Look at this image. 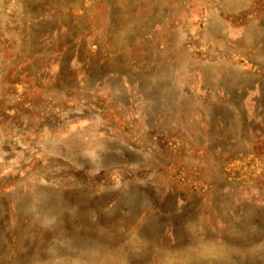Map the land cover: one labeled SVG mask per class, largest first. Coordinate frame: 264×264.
Returning a JSON list of instances; mask_svg holds the SVG:
<instances>
[{
  "label": "rangeland",
  "instance_id": "374dc122",
  "mask_svg": "<svg viewBox=\"0 0 264 264\" xmlns=\"http://www.w3.org/2000/svg\"><path fill=\"white\" fill-rule=\"evenodd\" d=\"M191 259L264 264V0H0V264Z\"/></svg>",
  "mask_w": 264,
  "mask_h": 264
},
{
  "label": "trees",
  "instance_id": "16d2710c",
  "mask_svg": "<svg viewBox=\"0 0 264 264\" xmlns=\"http://www.w3.org/2000/svg\"><path fill=\"white\" fill-rule=\"evenodd\" d=\"M42 205V204H41ZM46 205V204H45ZM42 206H44V205H42ZM61 246V245H60ZM79 246H82V245H79ZM61 248H59L58 250H60ZM180 251L181 250V245H178L177 247H176V249H175V255H176V257L177 258H180V259H185L184 258V256H182V255H180L179 254V252L178 251ZM60 253H57V254H55L56 256H58V255H60V256H67V257H70L71 256V254L73 255V253H71L70 251H68V252H63V250H61V251H59ZM76 254H77V252H76ZM213 256H216V252L214 253L213 252V254H212ZM191 261H192V259L190 260V264H191ZM184 262V261H183ZM218 264H221V263H218Z\"/></svg>",
  "mask_w": 264,
  "mask_h": 264
}]
</instances>
